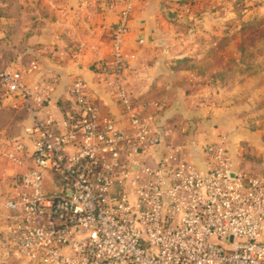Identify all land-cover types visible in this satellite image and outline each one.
Returning <instances> with one entry per match:
<instances>
[{
    "label": "built area",
    "instance_id": "built-area-1",
    "mask_svg": "<svg viewBox=\"0 0 264 264\" xmlns=\"http://www.w3.org/2000/svg\"><path fill=\"white\" fill-rule=\"evenodd\" d=\"M130 17L127 4L100 72L125 125L101 111L81 78L58 106L52 89L29 83L36 60L0 70L4 96L31 115L33 141L31 164L12 175L3 200L0 256L25 264H264V170L244 168L223 138L202 147L204 167L183 147L163 145L158 113L147 111L161 105L137 102L123 83ZM5 156L22 165V143Z\"/></svg>",
    "mask_w": 264,
    "mask_h": 264
},
{
    "label": "crops",
    "instance_id": "crops-1",
    "mask_svg": "<svg viewBox=\"0 0 264 264\" xmlns=\"http://www.w3.org/2000/svg\"><path fill=\"white\" fill-rule=\"evenodd\" d=\"M220 3L221 0H0V38L5 36L9 42L14 30L21 34L22 45L18 48L26 51L29 61L39 64L29 83H43L52 89L58 106L70 98L73 81L81 78L101 111L125 125L123 107L101 81L100 72L111 61L112 33L120 9L131 4L124 47L132 59L123 83L137 102L161 105V112L154 107L147 111L158 113L155 126L167 133L163 145L183 147L191 163L204 167L208 157L202 147L223 138L233 159L246 169L261 172L264 109L253 113L257 106L249 96L240 102V87L236 85L239 74H222L223 64L240 62V47L235 40L223 45L220 42L225 33L216 21L219 7L215 5ZM233 33L237 31L230 29L225 34ZM202 37L210 41L202 45L198 42ZM204 50H210L214 57L204 59ZM61 52L65 53L63 58L58 56ZM199 64L209 67L204 75L194 72L193 66ZM12 105L11 98L2 100L1 106L8 107L17 122L13 135H6L7 130L0 132V230L2 218L8 213L3 200L10 192L12 175L31 164L28 156L33 149L27 133L31 115ZM178 129L181 134L177 138L174 130ZM15 141L23 145L22 165L12 164L5 156ZM259 165L263 169L257 170ZM0 264L25 263L0 256Z\"/></svg>",
    "mask_w": 264,
    "mask_h": 264
},
{
    "label": "rangeland",
    "instance_id": "rangeland-1",
    "mask_svg": "<svg viewBox=\"0 0 264 264\" xmlns=\"http://www.w3.org/2000/svg\"><path fill=\"white\" fill-rule=\"evenodd\" d=\"M215 7H219L216 21L222 30L225 33L230 29L237 31V34L224 33L220 42L223 45L231 39L236 41L238 48L240 47L238 51L240 62L233 65L223 64L222 74L224 76L239 74L236 85L240 87V102L249 96L253 105L259 108L253 107V113H258L264 109V0H221V3ZM9 39L10 41L6 42L5 36L0 38V70L7 67L16 69L29 62L26 51L22 47L18 48L22 45L21 34L14 30V33L9 34ZM209 41L210 39L206 37L198 39L202 45ZM202 52L204 59L214 57L210 54V50ZM193 69L197 74L204 75L209 67L199 64L193 66ZM3 99L5 96L0 84V132L7 130L6 135L11 136L16 131L17 119L13 118L8 107L1 106ZM174 132L177 138L181 134L179 129ZM177 141L176 144H179ZM261 169L263 168L257 170Z\"/></svg>",
    "mask_w": 264,
    "mask_h": 264
}]
</instances>
